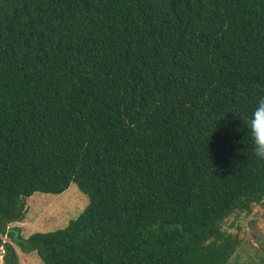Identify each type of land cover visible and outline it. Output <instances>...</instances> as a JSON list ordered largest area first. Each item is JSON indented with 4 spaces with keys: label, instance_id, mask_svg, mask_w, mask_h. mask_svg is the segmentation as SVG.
<instances>
[{
    "label": "trees",
    "instance_id": "obj_1",
    "mask_svg": "<svg viewBox=\"0 0 264 264\" xmlns=\"http://www.w3.org/2000/svg\"><path fill=\"white\" fill-rule=\"evenodd\" d=\"M264 0H0V238L43 264H226L264 200L246 122ZM85 208L21 234L26 198ZM232 225V224H230Z\"/></svg>",
    "mask_w": 264,
    "mask_h": 264
},
{
    "label": "rangeland",
    "instance_id": "obj_2",
    "mask_svg": "<svg viewBox=\"0 0 264 264\" xmlns=\"http://www.w3.org/2000/svg\"><path fill=\"white\" fill-rule=\"evenodd\" d=\"M87 203V196L74 182L58 194L35 192L26 198L23 219L10 225H18L24 237L35 231H52L77 216ZM226 221L227 230L239 238V245L226 264H264V200L250 212L232 214ZM0 238L9 240L7 236ZM14 247L20 264H43L35 252L26 253ZM2 253L0 246V264Z\"/></svg>",
    "mask_w": 264,
    "mask_h": 264
},
{
    "label": "clouds",
    "instance_id": "obj_3",
    "mask_svg": "<svg viewBox=\"0 0 264 264\" xmlns=\"http://www.w3.org/2000/svg\"><path fill=\"white\" fill-rule=\"evenodd\" d=\"M246 128L253 139L255 155L264 160V96L258 98L247 119Z\"/></svg>",
    "mask_w": 264,
    "mask_h": 264
}]
</instances>
